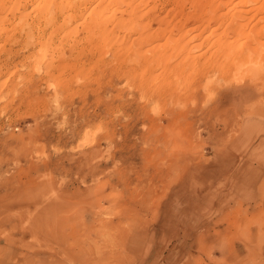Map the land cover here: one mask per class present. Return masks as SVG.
Wrapping results in <instances>:
<instances>
[{
	"label": "rangeland",
	"instance_id": "1",
	"mask_svg": "<svg viewBox=\"0 0 264 264\" xmlns=\"http://www.w3.org/2000/svg\"><path fill=\"white\" fill-rule=\"evenodd\" d=\"M106 1L0 0V264H264V0Z\"/></svg>",
	"mask_w": 264,
	"mask_h": 264
},
{
	"label": "bare ground",
	"instance_id": "2",
	"mask_svg": "<svg viewBox=\"0 0 264 264\" xmlns=\"http://www.w3.org/2000/svg\"><path fill=\"white\" fill-rule=\"evenodd\" d=\"M102 1H103V0H101V2H102ZM108 1H109V0H108ZM108 1H106L107 4L109 3ZM112 1H113V0H112ZM114 1H116V0H114ZM114 1H113V2H114ZM121 1H122V0H121ZM121 1H119V2H121ZM106 2H105V4H106ZM119 2H116V4L118 3L119 5H121ZM121 3H123V2H121ZM114 4H115V2H114ZM114 4H113V5H114ZM116 4H115V5H116ZM118 4H117V5H118ZM122 5H123V4H122ZM122 5H121V6H122ZM108 6H110V3L108 4ZM108 6L106 5V9H107ZM121 6H120V7H121ZM123 6H125V5H123ZM108 8H110V7H108ZM116 9L118 10V8H116ZM123 11H124V10H123ZM123 11H122V13H123ZM120 12H121V11H120ZM120 12H119V13H120ZM120 14H121V13H120ZM237 17L240 18V16H237ZM130 18H131V17L129 16V18H128L129 23H130V21L132 20V18H131V20H130ZM126 20H127V19H126ZM126 20H125V21H126ZM236 20L238 21V19H236ZM125 21L123 22V24L125 23ZM233 21H234V22H232V21H231V22L235 24V19H234ZM126 22H127V21H126ZM132 22H133V21H132ZM231 22H230V23H231ZM127 23H128V22H127ZM238 23H239V22L236 23L237 26L240 25V24H238ZM125 24H126V23H125ZM131 24H133V26L136 25V24L134 25V23H131ZM234 24H233V25H234ZM230 26H232V24H231ZM234 26H235V25H234ZM235 27H236V26H235ZM222 37H223V36H222ZM222 37H221V38H222ZM226 37H227V36H226ZM251 37H252V36H251ZM246 38H249V39H250V37H248V34H247V37H246ZM225 39H226V38H225ZM249 39H248V40H249ZM220 40H221V39H220ZM221 42H222V41H221ZM225 42H226V41H225ZM245 42H246V41H244V42H240V43H237V45L235 46V49H233L232 52H230L231 50H229V52H228V56H232V57H234V56H239V55H241V54H242V51H240V50H241L242 47L244 46ZM219 43H220V42H219ZM222 43H223V42H222ZM222 43H221V44H222ZM229 43H230V42H229ZM230 44H231V43H230ZM227 45H228V43H226V47H227ZM231 48H232V47H231ZM231 48H229V49H231ZM34 209H35V208H34ZM34 209H33V210H34Z\"/></svg>",
	"mask_w": 264,
	"mask_h": 264
}]
</instances>
